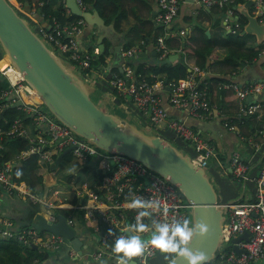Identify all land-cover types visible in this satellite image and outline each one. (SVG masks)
Returning a JSON list of instances; mask_svg holds the SVG:
<instances>
[{
  "label": "built area",
  "instance_id": "1",
  "mask_svg": "<svg viewBox=\"0 0 264 264\" xmlns=\"http://www.w3.org/2000/svg\"><path fill=\"white\" fill-rule=\"evenodd\" d=\"M20 14L26 15L34 32L58 55L64 57L70 65L86 80L92 79L90 67L91 57L88 51L83 49L79 43V36L86 26V20L80 17L65 25H60L55 19L52 20L50 29L41 22L35 11L27 12L15 0H8ZM157 13L156 24L162 28L154 40L153 46L160 60H165L172 52L168 44V38L172 34L171 25L179 14L180 5L183 0H156ZM208 8L214 6L223 7L229 0H201ZM251 13L259 23L264 22V0H252ZM82 12H86L88 6L83 0H76ZM40 5H42L40 3ZM227 15L233 16V11L228 9ZM227 22L228 19H225ZM228 30L236 34L242 27L236 20L229 23ZM183 34V33H181ZM147 44L143 41L140 45L124 49V61L121 64V73L114 74L108 80L114 96L129 101L140 118L147 120L150 129L165 127L171 130L176 139L181 140L184 146L179 147L191 161L204 168L212 180L213 161L217 153L213 146L205 141L200 133L187 125L186 122L172 118L162 103L159 92L169 87L168 103L178 110H183L194 119L209 120L217 112L216 106L211 101V89L214 85L209 78L207 69L199 66H191L185 78L177 81H168L151 75L154 82L137 74L131 64V60L138 59L145 53ZM3 78L8 88L2 91L1 98L6 102L0 104V112L8 105L22 101L19 110L30 117V124L36 127V131L30 133L23 119H15L8 129L0 128V197L4 192L14 193L18 198L30 204L44 205L46 220L55 223L57 214L64 211L70 220L68 224L73 227L76 210L83 213L82 220L87 227L96 233H100L99 248L90 255L93 259L103 257L112 258L109 264H117L116 254L112 252V244L119 235H126L123 229L129 223L135 221L139 209L129 207L128 201L139 196L145 199L159 200L162 205L167 206L168 212H154L158 219H184L191 220V207L179 192L177 187L169 181L151 171L142 163L126 156L104 152L87 140L74 134L68 127L57 121L43 106L36 105L32 97L34 91L25 83L20 73L8 62L0 66V79ZM216 86L224 91L232 92L238 101L237 119H249L259 114L263 109L262 102L248 101L254 93L264 89V82H252L241 85L235 81H218ZM228 128L235 132L240 142L248 144L253 150V156L259 154L260 164L255 176L251 175L252 161L244 159L241 152H235L230 163L224 166L218 163L220 168H215V173L232 176L243 183L252 182V194L247 200L224 203L226 220L223 227V242L216 254V264H264V142H259L256 135H245L238 124L226 118ZM46 128V130H43ZM158 134V133H157ZM4 137L12 139L20 138L26 141L27 147L16 157L4 161L3 151L6 149ZM171 142V141H170ZM173 143V142H172ZM174 144V143H173ZM175 145V144H174ZM76 162L92 160V167L96 166V173H90L82 186L76 191L78 203L71 204L64 199H59L58 190L45 192L54 197L47 202L29 189L25 183H18L11 178V170L19 162L25 161L30 155H37L40 161L54 163L53 157H57L66 149ZM57 200L58 204H54ZM41 213V212H40ZM0 211V239H14L24 247L42 246L45 250H56L61 244L67 245L63 238L54 233L39 232L29 226L26 229H14L13 222ZM65 215V217H66ZM145 222H150L145 217ZM244 233H248L247 240L235 242ZM148 241L150 232L141 234ZM70 246V245H69ZM237 247L242 252L238 254L234 249ZM71 248V246H70ZM73 249V248H71ZM74 249L71 256H74ZM161 255L174 257L175 253H163L150 243L140 255L136 256L133 264H153L152 261Z\"/></svg>",
  "mask_w": 264,
  "mask_h": 264
},
{
  "label": "crops",
  "instance_id": "2",
  "mask_svg": "<svg viewBox=\"0 0 264 264\" xmlns=\"http://www.w3.org/2000/svg\"><path fill=\"white\" fill-rule=\"evenodd\" d=\"M65 2L68 12H71L68 7V0H65ZM243 6L244 4H241L234 9H231L235 15H224L221 18L222 15H220V8H208L202 4L201 0H183L180 5L179 14L172 23L170 27L171 29H169L172 34L175 35L167 39L168 44L172 48V52L168 57L170 62L163 65L172 66L179 61H182L186 65L188 73L191 66L197 65L195 51L202 47L207 42L206 40H210L213 43L214 48L209 55L207 70L209 72L210 80L213 79L212 81L214 83L211 89V101L217 109L214 117L209 120L191 118L185 111L178 110L168 103V93L166 89L159 92L162 97L163 106L168 114L172 118L186 122L187 125L197 130L201 137L209 142L216 151L217 158L213 161L212 170L214 180L219 186V199L222 203L247 200L249 195L252 194L253 183H243L232 178V176H225L217 172L215 173V168L217 171L221 169L218 163L220 162L224 166H227L230 163L233 154L240 151L244 159L252 161V176L256 175L260 164L259 154L253 156L251 146L240 142L236 133L231 131L228 126L225 125L227 119H225L224 123L222 115L226 114V118H229L232 122L238 124L245 135H257V140L259 142H264V107L259 114H256L252 118L237 119L238 101L235 99L234 94L219 89L216 86L218 81L214 79L217 78L219 81L226 82L235 81L241 85L252 82H264V43L257 45L255 37L250 34H246L249 36H246L244 39V47L245 49L253 48L255 50L258 46L261 47L258 56L251 62H246L232 70L225 66L223 62L224 48L222 47V44L226 42L229 37L235 35L228 30L227 26H230L231 24L229 23L231 22L238 21L239 16H241L238 9ZM100 7L104 11V16L92 7L86 11L92 15L89 19H86V26L78 39L80 46L88 51L91 59L99 60V58L105 54V64L100 65L99 69H92L91 74L93 81H95V89L97 90L98 88L101 90L102 88H105V95H101L108 97L114 96L108 80L112 78L116 71L121 72V64L124 61V49L140 45V42L143 41L147 44L145 53L140 55L135 61L143 59L146 63L160 64L159 62L163 60L158 58V54L155 52L153 46V36L158 30V25L155 22V16L158 10L156 0H103ZM249 12L252 14L251 8L249 9ZM94 13L97 14L102 22L93 15ZM225 19H228V21L226 22ZM242 28L237 33L240 32L241 34ZM4 58L5 57L0 48V62H2ZM116 100L117 98L114 96L112 106H116L118 111L125 116V119L140 123L146 128L149 127L147 120L140 118L138 112L129 101L126 100V102H121L117 105L115 103ZM248 101L262 102L264 104V89L260 92L254 93ZM26 126L30 133L36 131V127L33 124L27 123ZM253 126L255 127L253 128ZM43 130H46V128H43ZM157 130L159 131L158 134L173 142L178 147L184 146L181 140L176 139L175 134L171 130L165 127H161ZM67 155L71 154L69 153ZM80 168L78 162L73 159L70 164L64 165V167L61 162V164L55 166L51 171L45 172L43 169V181L47 186V192L51 190L52 193L53 190H58L60 193L58 195L59 199H64L71 204L78 203V201L75 202L71 200H75L74 196H77L76 191L86 180L82 179L81 182L77 181L79 179L78 175ZM90 173H93V175L94 173L97 174L95 165L88 170V174ZM69 176H73V178L68 180ZM76 178L78 179L76 180ZM231 183L235 184L236 189L230 194L226 191V187ZM66 184H70L71 189H68ZM6 197L7 196H2L0 201L2 199L5 201L10 199H6ZM54 197L57 196L54 194L52 196L48 193L42 198L49 202ZM19 200L20 198L15 197L11 201V204L9 203L10 205L3 208L0 207L2 209L1 211L5 214H9V211L15 212L18 215L20 213L19 208L21 207ZM42 207H44V205ZM46 211L48 212L47 209H43L41 212H45L46 214ZM60 212L59 214H61ZM74 214L76 215L74 221L77 223L75 226L76 232L81 238L83 237L81 254L71 246L75 251L74 256H71V250L73 249L70 248L68 243L67 245L61 244L56 250H47L45 252H39V249L37 248L38 252L41 254L49 253V257L39 264H52L50 262L52 258L56 261V264L111 263L112 258L110 257H103L101 259L92 258L90 254L97 251L99 248L100 233H96L94 230L87 227L83 229V226H85L82 225L84 221L82 220L83 215L81 214L83 213L76 210ZM66 218L70 220L67 215ZM87 231L90 233V236L86 234ZM86 235L87 238L85 237ZM166 257L170 256L161 255L158 258H155L152 263L166 264L169 261ZM134 260H136V257L132 258V261Z\"/></svg>",
  "mask_w": 264,
  "mask_h": 264
},
{
  "label": "water",
  "instance_id": "3",
  "mask_svg": "<svg viewBox=\"0 0 264 264\" xmlns=\"http://www.w3.org/2000/svg\"><path fill=\"white\" fill-rule=\"evenodd\" d=\"M252 3V0H248L238 9L239 14L247 20L241 36L250 34L260 45L264 43V22L259 23L250 14ZM68 7L72 14L85 20L92 15L82 12L75 0H68ZM93 15L102 22L96 13ZM0 48L4 57L34 91L32 100L36 105L45 107L57 121L98 149L134 159L175 185L191 207L193 223L204 221L209 226L207 234L196 235L190 246L207 254L205 264L216 258L223 242L226 216L224 203L219 199V186L212 182L204 168L195 165L189 155L160 134L148 132L149 127L147 131L142 130L134 124L136 122H130L115 112L105 111L92 98L96 91L95 82L89 84L56 54L8 0H0ZM169 62V58L160 61L162 64ZM5 84L8 86L7 82ZM166 91H170L167 86ZM107 98L114 101V96ZM21 105L22 101H17L11 107ZM4 113L5 110L0 116L3 117ZM71 150L69 148L59 154L51 168L61 164ZM31 227L39 232L61 236L65 243L81 254L83 237L68 224L65 215L57 214L56 222L50 223L45 218V212L37 213ZM247 239L248 233H244L234 241ZM234 249L238 254L242 252L237 247ZM174 257L176 264H187L183 257L177 254ZM50 262L56 264L53 258Z\"/></svg>",
  "mask_w": 264,
  "mask_h": 264
},
{
  "label": "trees",
  "instance_id": "4",
  "mask_svg": "<svg viewBox=\"0 0 264 264\" xmlns=\"http://www.w3.org/2000/svg\"><path fill=\"white\" fill-rule=\"evenodd\" d=\"M83 1L88 6L87 10H89V8L92 7L96 9L101 15L104 14L103 9H101L100 7L103 0H83ZM229 1L230 2L225 4L223 7L214 6L215 9L220 8L219 11H220V15H222L221 18L224 15H226L228 9H234L238 5L245 4L248 0H229ZM15 2L21 5L23 9L27 12L35 11V15L37 17H39V15H42V17L39 18L41 19L42 24L43 23L45 24L47 29H50L53 19H55L60 25H65L80 18L79 16H76L71 12H68L65 0H15ZM40 3L42 5H40ZM21 15L26 18L25 14L21 13ZM26 19L29 20L28 18ZM238 22L240 23L241 27H243L244 24L247 22V20L244 17L239 16ZM157 29H158L157 33L153 36V39H155L163 31L162 28L159 26H157ZM246 36L249 35L241 36L239 32L229 37L227 41L222 44V47L224 48L223 62L225 66H227L231 70L237 68L238 66L246 62H251L255 57L258 56L259 52L261 51V47L259 46L258 48H256V50L253 48L245 49L244 39L246 38ZM206 41L207 42L202 47L198 48L195 51L197 66L203 69H207V62L209 60V55L211 54V51L214 48V45L210 40H206ZM62 58L67 64L70 65V63L64 57ZM104 64H105V54L102 55L99 58V60L90 59L91 69H99L100 68L99 66ZM131 64L134 66L137 74L146 77L151 82H154L155 80L154 78L151 77V75H155L159 78L168 81H177L179 79L185 78L188 74L187 67L182 61H179L175 65L169 66V65H163L161 63L160 64H151L149 62L146 63L143 61V59L139 61H135L134 59L131 60ZM120 73H121L120 71L119 72L116 71L115 74H120ZM214 79H216V81H219L217 78ZM5 82L6 81L3 78L0 79V96L2 94V91L8 88ZM105 93H106L105 88H102L101 90L97 88L96 92H94V94L92 95V98L97 104H99L96 99V95L98 94L100 96V94H105ZM4 102H6V100L0 97V104ZM121 102H126V100L117 97L115 103L118 105ZM102 108L105 111L115 112L114 110L111 109L108 110L105 109L104 107ZM4 110L5 113L3 117L0 116V128L8 129L11 123L18 118L23 119L25 123H30L31 118L27 117L26 114L21 110H19L18 107L12 108L11 105H8L6 106V108L2 109V111ZM128 121L133 122L132 120H128ZM254 127L255 126H253V128ZM4 140L6 143V149L2 152L4 161L10 160L11 158L18 155L22 150H24L27 147L26 141L20 138L12 139L9 137H4ZM56 158L57 157L55 156L53 157L54 162ZM71 161H73L72 156L67 155L62 161V166L64 167V165L70 164ZM92 164L93 163L91 159L83 162L81 161L78 163V165L81 167L79 169V175H78L79 179L76 178V180L78 179L77 180L78 182H81L82 179L84 180L86 179L87 176H90V174H88V170H90ZM51 165H52L51 162L40 161L37 155H30L28 159L19 162L16 167L12 168L10 172L11 178L18 183H25L33 193H35L36 195L42 198L44 197L45 195L44 193L47 190V186L44 184L43 181L42 170L44 169L45 172L51 171L52 170ZM72 178L73 176H69L68 180H71ZM2 196H7L6 199L7 198L10 199H7L6 201L2 199L0 201L1 208L10 205L11 201L15 197L18 198L17 196L14 195V193L9 194L8 192H4L1 195V197ZM19 201L21 204L20 207L21 209L19 208L20 213L18 215L17 213L10 211L9 214L8 213L4 214L5 217L9 218L13 222L14 229L16 230L26 229L29 226H31V223L33 222L35 215L43 211V209H45V207H42L41 204L33 205L22 199H20ZM1 208L0 211L2 210ZM60 213L65 214L64 212H60ZM48 257H49V253L41 254L38 252L37 248H34V246L24 247L22 244H20L18 241L14 239H9V240L0 239V264H39ZM215 262H216V258L209 264H216Z\"/></svg>",
  "mask_w": 264,
  "mask_h": 264
},
{
  "label": "clouds",
  "instance_id": "5",
  "mask_svg": "<svg viewBox=\"0 0 264 264\" xmlns=\"http://www.w3.org/2000/svg\"><path fill=\"white\" fill-rule=\"evenodd\" d=\"M129 207L139 209L135 221L123 229L126 235H119L112 244V252L116 254L117 264H133L132 258L143 253L146 244L150 243L163 253H175L181 256L187 264H205L207 254L190 246L196 235H206L209 226L204 221L193 223L188 218L158 219L154 212H163L166 216L167 206L159 200L145 199L139 196L128 201ZM145 217L150 222H145ZM150 232L146 241L141 235ZM36 248V246H34ZM169 264H176V257H166Z\"/></svg>",
  "mask_w": 264,
  "mask_h": 264
},
{
  "label": "rangeland",
  "instance_id": "6",
  "mask_svg": "<svg viewBox=\"0 0 264 264\" xmlns=\"http://www.w3.org/2000/svg\"><path fill=\"white\" fill-rule=\"evenodd\" d=\"M87 82L90 84L91 82H93L91 79L90 80H87ZM96 95V94H95ZM101 95V94H100ZM105 95V94H104ZM96 99H97V101H98V103L102 106V107H104L105 109H111V110H114L116 113H118V115L120 116V117H122V118H125V116L124 115H122L121 113H120V111H118V109L116 108V106H112V102L113 101H110L107 97H104V96H99L98 94L96 95ZM135 125H137L139 128H141L142 130H146L147 131V128L146 127H144V125H142V124H140V123H134ZM148 132H154V133H159V131L157 130V129H148ZM164 136V135H163ZM53 164V163H52ZM57 180V179H56ZM212 181V180H211ZM59 182V181H58ZM213 183H216L215 182V180H213L212 181ZM67 185V187H68V189H71V186H70V184H66ZM236 189V186H235V184H230V185H228L227 187H226V191L227 192H229L230 194L232 193V191H234ZM72 191V190H71ZM219 194H220V192H219ZM75 197V200L74 199H72L71 201H78V198L76 197V196H74ZM73 197V198H74ZM61 199V198H60ZM54 204L56 205V204H58V202H57V200H55L54 201ZM3 212V211H2ZM61 212H63V211H61ZM15 213V212H14ZM62 215H65V214H63V213H61ZM82 225H85V223H82ZM85 229V228H84ZM96 236V235H95ZM39 248H41V250H45L42 246H39ZM41 250H39V252H41Z\"/></svg>",
  "mask_w": 264,
  "mask_h": 264
},
{
  "label": "bare ground",
  "instance_id": "7",
  "mask_svg": "<svg viewBox=\"0 0 264 264\" xmlns=\"http://www.w3.org/2000/svg\"><path fill=\"white\" fill-rule=\"evenodd\" d=\"M8 59L4 58L2 62H0V66H5L8 63Z\"/></svg>",
  "mask_w": 264,
  "mask_h": 264
},
{
  "label": "flooded vegetation",
  "instance_id": "8",
  "mask_svg": "<svg viewBox=\"0 0 264 264\" xmlns=\"http://www.w3.org/2000/svg\"><path fill=\"white\" fill-rule=\"evenodd\" d=\"M83 229H84V228H83ZM86 234L90 236V233H88V231L86 232ZM87 235L85 236L86 238H87Z\"/></svg>",
  "mask_w": 264,
  "mask_h": 264
}]
</instances>
